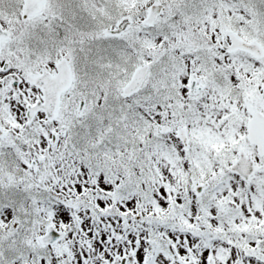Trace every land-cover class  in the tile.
<instances>
[{
  "label": "snow or ice",
  "instance_id": "6c2138e0",
  "mask_svg": "<svg viewBox=\"0 0 264 264\" xmlns=\"http://www.w3.org/2000/svg\"><path fill=\"white\" fill-rule=\"evenodd\" d=\"M0 264H264V0H0Z\"/></svg>",
  "mask_w": 264,
  "mask_h": 264
}]
</instances>
